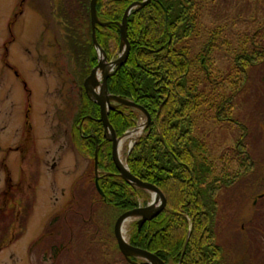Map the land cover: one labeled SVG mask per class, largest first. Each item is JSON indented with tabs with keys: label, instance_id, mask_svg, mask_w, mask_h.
Returning <instances> with one entry per match:
<instances>
[{
	"label": "trees",
	"instance_id": "obj_1",
	"mask_svg": "<svg viewBox=\"0 0 264 264\" xmlns=\"http://www.w3.org/2000/svg\"><path fill=\"white\" fill-rule=\"evenodd\" d=\"M57 1L61 15L54 33L61 40L62 44L57 39L61 49L67 50L66 63L81 69L78 82L81 84L98 61L91 31V0ZM136 1L142 0H97V15L102 23L96 26V38L108 60L116 57L122 18L127 7ZM258 2L264 11V0ZM221 3V0H151L144 7H135L126 18L128 57L108 78L110 93L143 105L151 116L150 125L132 145L128 167L141 180L162 189L167 205L140 229L134 223L128 242L157 254L166 264H224L216 227L219 194L240 177L252 173L257 162L246 146L248 128L232 118L231 112L247 82L249 68L264 62V19L248 35L250 45L242 41L237 48L233 47L224 37L226 25L220 21L226 16L223 11L226 6ZM232 16L230 22L227 19L228 24L240 15ZM229 28L232 26L228 25ZM202 33L203 40H199ZM229 47L234 49L230 73L228 77H216L212 68L216 53ZM71 73L69 70L67 75ZM223 83H229L232 90L220 93ZM83 96L72 138L79 151L91 158L92 170L96 145H100L99 184L104 195L93 182V193L79 192L66 202L64 213L49 221L47 229L52 228L56 236L69 231L68 239L53 246L52 264L63 263L57 257L69 249L71 237L75 236L74 219L84 218L96 225L95 206H113L121 214L139 205V194L145 196L118 175L104 126L94 119L100 116V107L86 94ZM138 111L126 104L109 111L107 115L117 136L137 124ZM209 112L217 121H229L241 133L236 142L237 155L226 158L220 168L219 159L209 156L206 141L196 135L199 123L206 121ZM233 160L236 164L232 169ZM32 203L33 199L25 203L22 231L32 212ZM146 203L145 199L143 204ZM85 204L91 208L88 213L82 212ZM113 224L114 221L111 228ZM112 231L110 239H114L111 242L116 251L112 248L111 258L105 257L104 263L132 264L124 258ZM21 234L18 232L15 237Z\"/></svg>",
	"mask_w": 264,
	"mask_h": 264
},
{
	"label": "rangeland",
	"instance_id": "obj_2",
	"mask_svg": "<svg viewBox=\"0 0 264 264\" xmlns=\"http://www.w3.org/2000/svg\"><path fill=\"white\" fill-rule=\"evenodd\" d=\"M221 1L222 7L226 6L223 8L226 16L220 22L226 25L224 37L230 40L229 45L237 48L242 41L248 43V35L264 19L261 3L258 0ZM57 10V0H0V196L6 193L4 188L9 183H14L22 188L15 193L22 200L13 201L16 210H22L33 199L32 212L23 231L21 223L17 225L16 233L22 234L18 238L7 235L4 241L0 237L3 243L0 264H52L53 246L68 239L69 231L56 236L52 228L48 232L49 221L64 213L66 202L73 196L79 192L93 193V182L96 186L95 158L92 170L91 158L73 144L74 120L81 104V95L76 90L81 69L66 63L67 50L61 49V40L54 33L61 15ZM233 14L240 16L228 24ZM228 25L232 28L228 29ZM199 40H203V33ZM115 51L117 58L121 51L119 48ZM233 51L229 47L216 53L212 67L216 77H228ZM69 70L73 71L72 75H67ZM247 77L231 115L248 128L246 146L257 162L252 173L240 177L219 194L216 227L224 264H264V197H259L264 192V62L250 67ZM231 87L223 83L220 93L231 91ZM138 112L135 126L147 121L146 115ZM240 134L235 125L217 121L210 112L196 130V135L210 147L209 156L219 159L218 168L226 158L237 155ZM129 145L125 142L120 150V157L127 165L132 150L128 151ZM96 147L99 152L100 145ZM235 161L230 164L232 169ZM24 167L28 170L23 173ZM97 169L101 175L99 164ZM116 169L120 175L117 166ZM135 188L145 194H139L140 205H144L145 199L147 203L151 201L148 189ZM84 206L81 211L88 213L89 204ZM93 212L96 225L85 222L84 218L74 219L75 236L71 237L69 249L57 257L62 264H105L104 258H111L112 248L116 251L110 231H114L111 223L120 215L119 211L99 204ZM135 221L127 228V240Z\"/></svg>",
	"mask_w": 264,
	"mask_h": 264
},
{
	"label": "water",
	"instance_id": "obj_3",
	"mask_svg": "<svg viewBox=\"0 0 264 264\" xmlns=\"http://www.w3.org/2000/svg\"><path fill=\"white\" fill-rule=\"evenodd\" d=\"M151 0H142V1H136L133 2L130 6L127 7L124 17L122 18V23L120 25V31H121V41H120V45H119V49H120V54L118 55L117 58L113 59V60H108L107 58V53L106 51L101 48L97 38H96V26L97 24H101V20L99 19L98 15H97V7H96V3L97 0H91L90 1V15H91V26H92V38H93V42H94V46L96 48L97 54H98V62H96V66L93 67V69L91 70L90 73H88L89 75L84 79L83 82V86L85 88L86 91V95H88V97L92 100H94L97 105H99L100 107V116L98 118H96L97 121L102 122L103 126H104V136L106 139H108L109 141L112 142V157L113 160L118 168V170L120 171V175L130 184H132L134 187L138 186L140 188H144V189H148V190H154L161 198L160 203L155 206L154 204H152V202L147 203L146 205L143 206H137L135 208H132L130 210H126L123 213H121L115 221L114 224V235L116 237V241L118 243V247L120 249V251L123 253V255L125 257H127L129 260L132 261L131 256L137 257V258H141V259H145V262H148L149 264H166L165 261H163L157 254L144 249V248H140L137 246L132 245L130 242H128L129 240H126L123 237V234L121 232V224H122V220H124L126 217L130 216V215H136L138 216V220H137V224H138V228L140 229L142 227V225L154 218L155 216H157L162 209H164V207H166L167 205V199L165 194L163 193L162 189H160L158 186H156L153 183L150 182H145L143 180H141L140 178H138L137 176H135L133 173H131L129 167L128 168H124L121 165V162L119 160L118 153H117V143L118 140L123 137L122 135H124L126 132H124L122 135L117 136V133L114 129L113 126H111V122L109 120V117L107 114H109V111L112 109L117 108V106L119 104H126L127 106H131L135 109H138L139 111L143 112L146 117H147V121L145 123V127H148L151 121V116L150 113H148L147 109L143 106L140 105L138 103H135L133 100L124 98L121 95H116V94H112L109 92V88H108V78L111 74H113V72H115V69L118 68L123 62L126 61L128 54H129V40L127 37V16L130 14L131 10L134 9L135 7H144L146 4H148ZM100 54L103 55V60H101L99 58ZM107 65H110L111 68L110 70L106 71V67ZM102 69L103 75L102 77L99 79L97 77V70L98 69ZM100 88L101 90V94L97 93V88ZM116 103V104H115ZM140 137V136H139ZM138 137V138H139ZM136 142V140L133 142V144H130L128 151H130L132 149V145H134ZM98 147H96L95 150V171H96V177H95V182H96V187L97 190L100 192V194L104 195L103 190H101L100 188V184H99V179L100 178V174L98 171ZM132 263L134 264H139L137 261H133Z\"/></svg>",
	"mask_w": 264,
	"mask_h": 264
},
{
	"label": "flooded vegetation",
	"instance_id": "obj_4",
	"mask_svg": "<svg viewBox=\"0 0 264 264\" xmlns=\"http://www.w3.org/2000/svg\"><path fill=\"white\" fill-rule=\"evenodd\" d=\"M84 79H83V82H84ZM83 82L81 84H77L78 86L76 88L77 92L81 95L80 96L81 99L84 98L83 94H86L85 88L83 86ZM87 115H89V114H87ZM85 116L86 115L83 116L84 118H83L82 122L84 121ZM94 119H96V118H94ZM82 122H81V124H82ZM110 143H111V141H110ZM73 144H74V142H73ZM111 146H112V143H111ZM27 170L28 169L24 167L22 169V172L24 173ZM23 177L24 178H22V181H25V177L26 176H23ZM4 189H6V191L4 190L6 193L4 195L2 194V196H0V235H3L2 238H5V236H7V235L15 236V233H16V230H17V225H19V222L22 224L23 217H25V214H26L24 212L25 205L22 206L23 207L22 210L20 208L16 210L17 207H16V204L14 203L15 200L16 201H21L20 198L17 199V196L15 194L16 191H19V190L21 191L22 190V188H20V184H17V185L15 184L14 185V183H13L11 185V183H9L8 186H6V188H4ZM4 191L2 193H4ZM262 193L263 194H261V196H259V197H264V192H262ZM10 203H12L13 205L11 206ZM9 208H12V212L9 211ZM7 211H9L8 215H7ZM16 222H17V224H15ZM3 241H4V239H3ZM124 258L129 263H132L133 261H137L139 264H149L148 262H145L146 261L145 259L139 260V258L134 257V256H131L132 261L129 260L125 256H124ZM132 264H134V263H132Z\"/></svg>",
	"mask_w": 264,
	"mask_h": 264
},
{
	"label": "bare ground",
	"instance_id": "obj_5",
	"mask_svg": "<svg viewBox=\"0 0 264 264\" xmlns=\"http://www.w3.org/2000/svg\"><path fill=\"white\" fill-rule=\"evenodd\" d=\"M99 58L101 60H103V55L100 54ZM111 66L110 65H107L106 67V71L110 70ZM103 72L102 69H98L97 70V77L100 79L103 75ZM97 93L101 94V90L100 88L98 87L97 88ZM145 130V122H140L137 126H135L134 128H131L129 129L124 135H122L123 137H121L119 140H118V143H117V153H118V157H119V160L121 162V165L124 167V168H128V165L127 163L122 159V157H120V150L122 148V145L125 143V142H129V144H133V142L140 136V134H142ZM98 164H99V160H98ZM149 192L151 193V201L152 204H154L155 206H157L160 201H161V198L160 196L154 191V190H149ZM146 205V204H145ZM138 206H143V205H138ZM123 213V212H122ZM133 219H135L137 222L138 220V216L136 215H130L128 217H126L124 220H122V224H121V232L123 234V237L127 240V237H126V232H127V228L128 226L130 225V223L133 221ZM134 222V223H135ZM114 224H115V221H114ZM114 224H113V228H114ZM123 254V253H122Z\"/></svg>",
	"mask_w": 264,
	"mask_h": 264
}]
</instances>
